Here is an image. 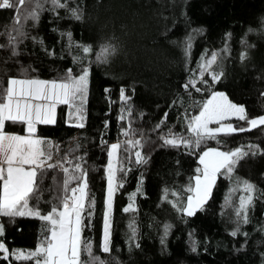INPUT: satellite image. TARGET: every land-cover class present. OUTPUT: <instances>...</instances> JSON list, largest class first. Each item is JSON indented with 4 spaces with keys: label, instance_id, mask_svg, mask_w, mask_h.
I'll list each match as a JSON object with an SVG mask.
<instances>
[{
    "label": "trees",
    "instance_id": "trees-1",
    "mask_svg": "<svg viewBox=\"0 0 264 264\" xmlns=\"http://www.w3.org/2000/svg\"><path fill=\"white\" fill-rule=\"evenodd\" d=\"M12 78L70 85L69 108L34 136L63 144L80 133L85 151L69 170L85 181L79 264H264V123L251 124L264 117V0H0V106ZM214 93L243 116L225 122L231 132L196 134ZM209 149L231 158L189 215ZM27 169L29 191L0 209V264H40L13 251L46 246L62 202L54 164Z\"/></svg>",
    "mask_w": 264,
    "mask_h": 264
},
{
    "label": "rangeland",
    "instance_id": "rangeland-1",
    "mask_svg": "<svg viewBox=\"0 0 264 264\" xmlns=\"http://www.w3.org/2000/svg\"><path fill=\"white\" fill-rule=\"evenodd\" d=\"M242 108L233 105L228 101L223 93H214L208 100L201 115L197 118L193 132L202 136H213L217 133H226L233 131L226 121L242 118ZM263 121H253L252 127L260 125ZM63 146V145H61ZM84 149V148H83ZM83 151L68 150L64 161V184L61 192V205L54 209L49 217L50 241L46 246L39 247L36 251L15 250L14 258H37L40 264H79V245H80V218L82 214V206L76 207L71 200V192L74 186L78 185L82 194L81 204L84 200L85 181L84 176L72 178L70 174V160L73 156ZM63 154V153H62ZM231 158V154L223 153L215 149H209L200 156L202 166V176L196 180L194 196L189 201L187 214H193L209 197L210 191L214 184L217 171L226 165ZM48 165V164H47ZM117 167V145H112L109 152V161L107 166V210L104 220V245L107 244L109 238L111 201L116 187L114 176ZM33 173L26 178V184L22 187L19 185L11 186L10 190H16L22 195L29 191L32 185ZM74 182V184H73ZM75 192V195L78 193ZM2 207L5 211H11L13 207V197H4L2 199ZM13 200V202H12ZM6 201H11V204ZM1 205V203H0ZM15 206V205H14ZM3 249V246L0 247ZM6 254V253H5ZM4 254V255H5Z\"/></svg>",
    "mask_w": 264,
    "mask_h": 264
},
{
    "label": "crops",
    "instance_id": "crops-1",
    "mask_svg": "<svg viewBox=\"0 0 264 264\" xmlns=\"http://www.w3.org/2000/svg\"><path fill=\"white\" fill-rule=\"evenodd\" d=\"M31 82V80L22 78H12L8 81L6 95L0 106L4 110V125L6 122H18L24 124L26 128L27 125L33 123L36 115V103L31 99ZM69 98V84L47 82L46 100L42 102L40 124H53L56 121L58 109L63 106L66 110L69 108ZM259 120L264 123V117L257 118L253 121ZM82 144L83 142L79 132L63 144H59L53 139L40 138L27 134L17 135L0 132V180H3L0 209L4 210V207H2V199L4 197L12 196L13 200H15L14 205L22 199V195L16 190L11 191L10 187L12 185H19V187L22 185L23 187L26 184L27 176L32 173L27 168H37L47 164H54L62 173L63 185L65 182L63 170V163L66 159L65 155L68 150L83 151ZM6 202L11 204V201Z\"/></svg>",
    "mask_w": 264,
    "mask_h": 264
},
{
    "label": "water",
    "instance_id": "water-1",
    "mask_svg": "<svg viewBox=\"0 0 264 264\" xmlns=\"http://www.w3.org/2000/svg\"><path fill=\"white\" fill-rule=\"evenodd\" d=\"M31 84H32L31 99L34 100L36 103V115L33 123L26 126L25 132L27 135L34 136L36 134L37 125L40 124L41 121L40 113H41L42 102L46 100L47 81L32 80ZM3 119H4V110L2 107H0V132H3L4 130ZM77 127H81V126H77ZM78 189L79 187L76 186L74 190L71 192V200H73L74 205L76 207L80 205V201H81L80 194L77 193L75 195V192H77Z\"/></svg>",
    "mask_w": 264,
    "mask_h": 264
}]
</instances>
